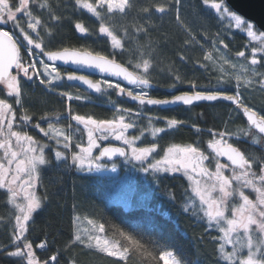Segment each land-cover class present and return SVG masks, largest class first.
<instances>
[{"label": "snow or ice", "instance_id": "6c2138e0", "mask_svg": "<svg viewBox=\"0 0 264 264\" xmlns=\"http://www.w3.org/2000/svg\"><path fill=\"white\" fill-rule=\"evenodd\" d=\"M202 4L213 9L218 20L227 19L229 29L234 27L246 35L250 57L245 51H237L233 58L226 32L213 33L211 21L200 16L191 0H0V85L6 91L0 98V190L7 193L6 203L12 209L7 217H0V225L8 232L7 242H0V256L14 264H60L62 252L80 247L116 258L115 264H155V249L163 247L158 241L145 242L142 234L115 224H109L111 235H104L106 223L82 219L77 204L71 208L69 235L54 254L47 258L37 254V250H51L50 245L55 243V237L49 240L47 231L41 232L39 243L30 238L36 214L51 203L54 195L46 188L39 192L45 187V168L93 172L107 168L105 160L120 157L157 183L161 174L186 178L185 195L190 203L183 204L182 211L198 218L205 233L218 245L217 264H264V112L247 95L249 91L264 94V30L232 10L226 0H202ZM185 7L193 9L192 21L182 17ZM78 8L100 22L98 34L110 41L108 54L90 46L63 45L62 40L57 46L64 21L73 20L69 10ZM117 15L128 20L120 25L119 35L108 23ZM167 15L174 16L182 36L162 31ZM74 29L82 36L94 35L83 22H75ZM177 40L179 64L165 52ZM197 49L203 53L202 59L193 57ZM117 57L126 60L118 62ZM241 58L245 62L241 63ZM164 60H168V90H179L181 86L188 90L158 98L152 91L161 84L153 73L164 70ZM189 64L209 77L206 84L198 82L195 74L189 77L181 70V65ZM94 75L100 78L93 79ZM66 82L73 87L85 86L95 94L114 92L134 102L136 108L118 105L109 98L111 118L79 114L70 102L90 101V96L62 90ZM36 88L42 90L43 106L47 104L43 97L47 96L69 103L63 111L45 110L43 106L39 112L34 111L26 101ZM219 101L233 106L221 130L149 114L150 109ZM241 114L247 125L233 131L229 124ZM196 115L200 118L203 113ZM184 127L194 129L196 141L184 146L171 144L159 155L156 138ZM30 128L37 130L41 138L29 134ZM129 130H137L138 134L129 135ZM146 133L153 142L140 146ZM205 134L210 152L200 144ZM248 139L259 154L234 143H247ZM116 170L112 163L111 171ZM170 195L175 199L174 194ZM84 220L90 227H81ZM213 232L217 235L211 236ZM159 259L164 264H187L176 258L174 251H161ZM65 264L77 261L67 259Z\"/></svg>", "mask_w": 264, "mask_h": 264}, {"label": "trees", "instance_id": "16d2710c", "mask_svg": "<svg viewBox=\"0 0 264 264\" xmlns=\"http://www.w3.org/2000/svg\"><path fill=\"white\" fill-rule=\"evenodd\" d=\"M57 3H62L63 0H56ZM93 2L94 0H89ZM211 2V0H210ZM195 5V10L199 12L200 16L211 21V31L213 33L219 31L226 32V43L229 44L230 55L234 58L237 51H245L246 56L251 54V47L249 40L235 30L233 27L229 29V21L227 19L218 20L214 10L203 5L202 0H191ZM72 15V22L65 20L60 28L61 37L57 40V46H60V40L63 45H71L73 47L90 46L92 49L108 54L111 51L110 41L107 37L98 34L99 21L87 12L85 9L69 10ZM193 9L185 7L182 9L181 15L188 21H192ZM155 19V17H154ZM75 22H83L93 33L91 36H82L74 29ZM109 25L114 27L117 34H121L120 25L128 23V20H121L117 15L110 20ZM199 28V24L194 25ZM162 31L168 32L174 37L182 36L174 16L167 15L163 20ZM257 46L256 44H252ZM180 42L177 40L175 44L170 45L166 50V54L172 60L179 64L178 51ZM206 50L211 51L210 48ZM193 57H200L202 59L203 53L197 49L192 53ZM163 59V58H162ZM243 59V58H241ZM118 62H124L126 57H117ZM168 60H164V70H158L153 75L160 81L161 86L157 87L156 92L152 95L163 98L165 97L164 90L168 89L167 85L170 83L166 74ZM181 70L189 77L195 74L198 82L207 83L208 76L201 72L198 68L193 69L191 65H181ZM264 70V69H262ZM216 75V73H212ZM62 90L76 93L79 91L81 95L86 94L83 90L69 85L67 82L63 85ZM188 90L186 86H181L177 92ZM6 94L0 88V98ZM92 98L89 102L72 101L70 102L73 109L79 114H93L98 118H111L113 109L108 103L109 98L115 100L118 105L124 107L136 108L135 104L126 102L116 96L115 93L110 92L100 99L96 95H90ZM251 102L264 112V94L258 92L247 93ZM42 90L36 88L31 98L26 101L29 103L34 111L39 112L41 107ZM47 104L45 110L63 111L67 101H62L55 96L43 97ZM232 107L215 102L213 104H198L191 107H178L171 110L150 109L149 114H159L164 117H175L181 120H187L198 127L214 130H221L224 127V122L229 119L228 113ZM197 113H203L200 118H197ZM65 125L67 121L63 122ZM142 125L146 121L140 122ZM157 126H162L158 123ZM246 123L242 116H234L229 124V127L235 131L237 127H245ZM34 131V130H32ZM135 133V132H134ZM138 133V131H136ZM197 139V134L191 127H184L176 132H169L161 134L155 142L158 143V149H166L171 144H179L184 146L188 143H193ZM209 137L205 134L200 138V144L203 150L209 152L207 149V140ZM236 146L242 149L256 151L250 142H234ZM134 183L130 182L129 196L124 193L117 185V178L95 177L81 175L72 169L57 170L55 168H45L43 171V183L45 187L39 189L43 193L45 188L49 193H54L52 201L47 207L36 214L35 225L31 231L30 238L36 243H39L43 236L42 231L49 233V240L55 237V243L50 245L49 251L37 250L38 256L47 258L54 254L55 249L62 248L64 241L67 239L70 231V218L72 216L71 208L73 204L79 205V214L88 219H94L99 223H106V232L104 235H111L112 229L109 224H115L121 228L136 234L140 233L144 237V241L155 239L162 248L155 249L157 260L155 264H163L159 259L161 251H174L176 258L187 262V264H217L215 249L218 246L211 239L209 234L205 233L202 224L198 223V218L194 219L192 214L184 213L182 205L190 203L185 195V189L188 183L180 175L159 176V182L154 181L151 176H147L144 184L140 185V174L135 171ZM122 191L124 197H120L118 193ZM138 192L139 196H138ZM170 194H174L175 199L171 198ZM12 209L8 206L5 200V195L0 192V217H7ZM87 224V220L83 221V226ZM217 233H211L215 236ZM8 240V232L2 225H0V242L6 243ZM151 247V246H150ZM76 259L77 264H115L116 258L107 257L105 254L94 251L81 249L75 247L71 252H62L60 257V264H65L67 259ZM0 264H14L13 260L0 256ZM123 264V262H120ZM129 264H133L129 261Z\"/></svg>", "mask_w": 264, "mask_h": 264}, {"label": "rangeland", "instance_id": "374dc122", "mask_svg": "<svg viewBox=\"0 0 264 264\" xmlns=\"http://www.w3.org/2000/svg\"><path fill=\"white\" fill-rule=\"evenodd\" d=\"M9 28L11 27L10 25L8 26ZM234 28V27H233ZM243 35H245V34H243ZM245 37H246V35H245ZM247 38V37H246ZM248 39V38H247ZM252 44H256L257 46H259L258 45V43L257 42H252ZM251 55V54H250ZM250 55H248L249 57H250ZM240 62L241 63H243V62H245L243 59H240ZM216 75H218V73H216ZM97 79V78H96ZM0 88L3 90V92L6 94V91H5V89H4V86L3 85H0ZM252 92H254V91H249L248 93H252ZM114 93V92H113ZM97 97H99L100 99H102V98H104L105 97V95H101V94H98L97 95ZM119 98H121L122 100H124V101H126V102H128L129 101V99H127L126 97H119ZM92 100V98H90V101ZM83 102H86V101H83ZM87 102H89V101H87ZM35 130V129H34ZM136 131L137 130H129V135H137L138 133H136ZM135 132V133H134ZM32 133H34V132H32ZM35 133H37L38 135H41L40 133H38V131L37 130H35ZM84 136H85V140H86V134H84ZM143 140H144V143H142V144H140V146H147L150 142H153V138L150 136V135H148L147 133H146V135H145V138H142ZM157 139V138H156ZM248 142H250V139H248ZM105 143H107V142H105ZM112 143L113 144H115V145H119V146H121L120 145V142H117V141H112ZM251 143V142H250ZM164 150H166V149H164ZM208 151L210 152L211 150L210 149H208ZM158 153H159V155H162L163 154V152L162 151H160L159 149H158ZM159 155L157 156V158H159ZM222 162H224V161H222ZM207 163V162H206ZM116 164V172H112L111 171V165L112 164H108V167L107 168H105V169H101V170H99V171H93V172H78L79 174H81V175H86V176H95V177H108V178H117V185L116 186H119L120 187V189L121 190H123L124 191V193L125 194H127L128 196H129V191H132L131 189H130V182H132V183H134V173H135V171H137L139 174H140V185L142 186L143 184H144V182L148 179L147 178V174H144V173H142V172H140V171H138L136 168H134L133 166H132V164H129V163H125L124 162V160H121L120 162H117V163H115ZM172 176V175H176V174H161V176ZM177 175H179V174H177ZM180 176H182V175H180ZM183 177V176H182ZM184 178V180L186 181V183H188L187 182V180H186V178L185 177H183ZM1 191V190H0ZM2 192H4L5 193V195H6V197L5 198H7V193L4 191V190H2ZM124 193L122 192V191H120L119 193H118V195L120 196V197H124ZM139 193L140 192H138V196H139ZM252 196H253V198H254V194H252ZM10 208H11V206L10 205H8ZM81 227H90L88 224H85L84 226H83V224L81 225ZM162 263L164 264V261L162 260Z\"/></svg>", "mask_w": 264, "mask_h": 264}, {"label": "water", "instance_id": "95a60500", "mask_svg": "<svg viewBox=\"0 0 264 264\" xmlns=\"http://www.w3.org/2000/svg\"><path fill=\"white\" fill-rule=\"evenodd\" d=\"M226 4L232 10L236 11L238 14L245 17L247 20L254 22V24L258 26V29L264 30V0H226ZM68 70H72V69H68ZM96 77L98 79L100 78L98 75L93 76V78H96ZM109 79H114V78H109ZM122 84H124L126 86V82H122ZM75 87L83 89V90L87 91L88 93L94 94L90 90H86L85 86L76 85ZM156 89L157 88L153 89L152 93H154L156 91ZM165 94L170 97L171 95H175V94H179V93H175V91L170 92L169 90H166ZM132 103H134V102H132ZM201 103H204V102H201ZM201 103H198V104H201ZM224 103L228 104L227 102H224ZM176 107H183V105H174V106H170L166 109H173ZM166 109H160V110H166ZM244 120L246 121V118H244ZM116 146H118V145H116ZM121 159H123V158L115 157V158H113L112 161L105 160L104 162L108 164V163H113V162L119 161ZM221 159L224 160V158H221Z\"/></svg>", "mask_w": 264, "mask_h": 264}, {"label": "flooded vegetation", "instance_id": "af4514ba", "mask_svg": "<svg viewBox=\"0 0 264 264\" xmlns=\"http://www.w3.org/2000/svg\"><path fill=\"white\" fill-rule=\"evenodd\" d=\"M32 130H34V129H28V131H29V134H31V135H33V136H35V137H37V138H41V135H38L37 133H35V130H34V133H32L33 131ZM0 155H2V150H0ZM0 192H2V190L0 191ZM4 193V192H3ZM4 195H5V193H4ZM5 197H6V195H5ZM5 200H6V198H5Z\"/></svg>", "mask_w": 264, "mask_h": 264}]
</instances>
